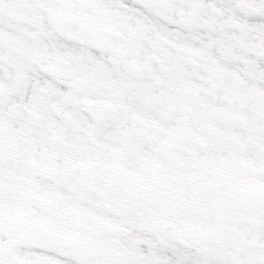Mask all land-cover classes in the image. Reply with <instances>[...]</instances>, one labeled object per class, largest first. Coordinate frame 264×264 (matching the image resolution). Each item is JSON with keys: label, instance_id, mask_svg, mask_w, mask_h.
<instances>
[{"label": "snow or ice", "instance_id": "snow-or-ice-1", "mask_svg": "<svg viewBox=\"0 0 264 264\" xmlns=\"http://www.w3.org/2000/svg\"><path fill=\"white\" fill-rule=\"evenodd\" d=\"M0 264H264V0H0Z\"/></svg>", "mask_w": 264, "mask_h": 264}]
</instances>
